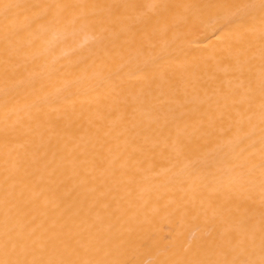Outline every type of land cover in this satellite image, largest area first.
Segmentation results:
<instances>
[{
	"label": "bare ground",
	"instance_id": "obj_1",
	"mask_svg": "<svg viewBox=\"0 0 264 264\" xmlns=\"http://www.w3.org/2000/svg\"><path fill=\"white\" fill-rule=\"evenodd\" d=\"M0 264H264V0H0Z\"/></svg>",
	"mask_w": 264,
	"mask_h": 264
}]
</instances>
